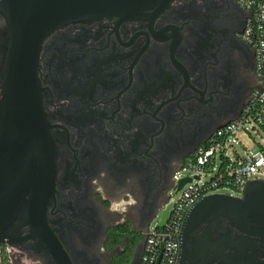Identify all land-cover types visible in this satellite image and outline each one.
<instances>
[{
  "label": "flooded vegetation",
  "instance_id": "af4514ba",
  "mask_svg": "<svg viewBox=\"0 0 264 264\" xmlns=\"http://www.w3.org/2000/svg\"><path fill=\"white\" fill-rule=\"evenodd\" d=\"M245 20L237 0H171L135 18L68 22L43 40L37 78L54 173L45 217L73 264H111L130 247L128 264H140L176 173L254 88ZM7 31L0 10V102ZM25 214L26 200L0 236L13 241V257L51 264ZM235 231L223 215L203 220L187 238L185 264H230L210 250L201 257L198 238L226 243ZM180 252L179 240L175 264Z\"/></svg>",
  "mask_w": 264,
  "mask_h": 264
},
{
  "label": "water",
  "instance_id": "95a60500",
  "mask_svg": "<svg viewBox=\"0 0 264 264\" xmlns=\"http://www.w3.org/2000/svg\"><path fill=\"white\" fill-rule=\"evenodd\" d=\"M170 1L0 0L8 29L1 68L0 231L26 200L29 237L43 242L51 264L73 262L45 217V206L53 192L54 173L49 125L43 117L37 78L41 44L65 23L112 16L135 18L148 8L162 10ZM190 180V177L179 179L177 190ZM168 209L163 210L156 226L164 225ZM221 215L235 227L234 237L225 243L223 237H211L205 232L198 238L199 255L205 258L210 250L226 263L264 264V179L248 181L240 196L212 193L196 201L187 211L180 232L179 264H185L187 250L192 253L193 245L186 247L189 234L203 220ZM231 232L228 229L225 234ZM4 241L13 247L12 240ZM226 250H230V256Z\"/></svg>",
  "mask_w": 264,
  "mask_h": 264
},
{
  "label": "built area",
  "instance_id": "2783aa9c",
  "mask_svg": "<svg viewBox=\"0 0 264 264\" xmlns=\"http://www.w3.org/2000/svg\"><path fill=\"white\" fill-rule=\"evenodd\" d=\"M237 2L246 15L243 38L253 51L256 83L242 111L214 130L178 170H196V175L178 176L176 173L172 187L174 192L178 191L179 179L190 177L191 180L179 189L181 195L175 201L169 195L164 225L148 228L140 264H175L181 227L189 208L200 198L218 193L220 189H230L232 196H240L244 185L253 180L252 176L264 171V140L253 155L247 152L241 155L235 150L233 154L228 153V149H233L230 142L238 140L236 132L243 130L248 134H264V0ZM203 174L212 176L203 180ZM2 254L5 264H13V247L5 245Z\"/></svg>",
  "mask_w": 264,
  "mask_h": 264
},
{
  "label": "rangeland",
  "instance_id": "374dc122",
  "mask_svg": "<svg viewBox=\"0 0 264 264\" xmlns=\"http://www.w3.org/2000/svg\"><path fill=\"white\" fill-rule=\"evenodd\" d=\"M236 136L238 140L237 141L233 140L230 142L233 146V149H228V153L230 154H233V151L235 150L241 155L245 154L246 152L249 153L250 155H253L259 150V144H261L262 141L264 140L263 133L256 134L254 132H251V134H248L244 132L243 130L236 132ZM196 172H197L196 170L186 168L184 170H180L177 173V175L185 176V175L190 174L191 176H194L196 175ZM211 176L212 174H206V175L203 174L202 179L209 180ZM255 177L257 179H264V171L262 173L253 175L251 179H254ZM218 193L232 195L233 191H231L230 189H220L218 190ZM167 194L171 195L172 201H175L181 195V190L174 192V190L171 188ZM162 213H163V210L159 211L157 215L152 219L149 225V229H153L157 221L160 220ZM12 263L13 264H31L30 260H28L27 262L21 256L13 257Z\"/></svg>",
  "mask_w": 264,
  "mask_h": 264
},
{
  "label": "trees",
  "instance_id": "16d2710c",
  "mask_svg": "<svg viewBox=\"0 0 264 264\" xmlns=\"http://www.w3.org/2000/svg\"><path fill=\"white\" fill-rule=\"evenodd\" d=\"M113 236L111 233L110 238ZM122 236V235H121ZM116 243L115 238L112 239V245ZM132 247L128 248L123 255L115 256L111 264H128L131 258Z\"/></svg>",
  "mask_w": 264,
  "mask_h": 264
}]
</instances>
